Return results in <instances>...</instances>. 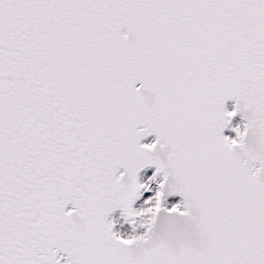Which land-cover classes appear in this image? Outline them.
I'll return each mask as SVG.
<instances>
[{"label":"snow or ice","instance_id":"1","mask_svg":"<svg viewBox=\"0 0 264 264\" xmlns=\"http://www.w3.org/2000/svg\"><path fill=\"white\" fill-rule=\"evenodd\" d=\"M0 264H264V0H0Z\"/></svg>","mask_w":264,"mask_h":264}]
</instances>
